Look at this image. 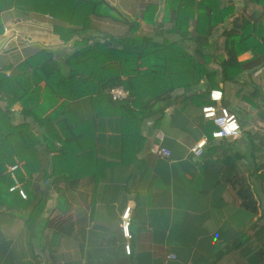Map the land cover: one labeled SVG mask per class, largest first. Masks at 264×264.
Returning a JSON list of instances; mask_svg holds the SVG:
<instances>
[{"label": "crops", "instance_id": "0c3cea01", "mask_svg": "<svg viewBox=\"0 0 264 264\" xmlns=\"http://www.w3.org/2000/svg\"><path fill=\"white\" fill-rule=\"evenodd\" d=\"M201 1H191L192 21L185 34L174 28L176 20L165 0H106L122 18L140 25L137 36L179 43L212 76L192 88L179 87L168 103L157 105L154 118L140 122L115 113L101 120L97 135L105 140L97 149L113 166L101 178L85 179L88 186L72 190L62 183L53 188L38 224L28 227L25 211L1 207L0 264H264V47L256 46L264 45V0H212L229 15L221 16L203 55L196 53L195 40L202 35L195 20ZM154 4L158 11L150 17ZM3 20L4 28L17 35L7 48L14 50L0 53L10 60L0 68L13 66L7 75L41 49L67 67L66 58L80 41H60L54 27L63 23L50 15L12 10ZM93 20L98 30L93 37L104 45L115 48L112 39L130 35L126 23ZM245 22L255 50L240 42ZM231 54H237L238 62L225 73ZM215 89L223 91V105L242 125L236 138L214 139L216 126L202 115ZM89 101L71 102L70 108L81 119L90 118ZM22 110L21 103L11 108L16 121L25 120ZM111 122H117L113 129ZM31 126L39 137L44 134L35 122ZM203 138L207 146L197 158L192 148ZM160 140L171 151L169 158L151 152ZM123 151L136 154L137 162L122 164L112 156ZM47 157L52 161L53 154ZM128 206L133 208L131 255L125 252L120 225Z\"/></svg>", "mask_w": 264, "mask_h": 264}, {"label": "trees", "instance_id": "16d2710c", "mask_svg": "<svg viewBox=\"0 0 264 264\" xmlns=\"http://www.w3.org/2000/svg\"><path fill=\"white\" fill-rule=\"evenodd\" d=\"M165 1L166 10L175 17L174 28L188 33L192 0ZM12 10L22 15H50L63 23L54 27L60 41L68 43L76 37L80 39L75 51L66 58L68 68L62 67L46 49L14 67L10 75L7 72L13 66L0 68V208L25 211L26 224L31 227L44 215L53 188L62 183L72 190L88 186L85 179L101 178L104 171L113 166L97 149L105 140L97 135L103 128L101 120L115 113L133 115L140 122L154 118L159 112L157 105L168 103L179 87L192 88L211 74L179 43L169 40L159 43L149 36H137L140 25L122 18L106 0H0V35L4 32L3 14ZM196 10V30L202 34L195 38L196 53L203 55L209 48L212 33L222 23L221 18L229 13L212 0H202ZM157 11L154 4L148 16L154 17ZM223 11L227 14L223 15ZM94 17L126 23L130 26V35L117 39L104 35L114 40L115 48L95 41L93 35L98 30ZM253 27L258 29V26ZM250 28L245 22L240 42L245 43L246 49L263 48L260 43L252 46ZM262 36L264 44V34ZM233 45L234 40L229 46ZM231 55L223 65L225 73L238 62L237 54ZM124 77L128 79L123 80ZM119 86L130 91L128 99L114 101L111 98L110 90ZM87 99L93 116L81 119L70 104ZM16 103L22 104L25 120L16 121L11 113ZM33 122L44 132L42 136L36 135L31 126ZM110 125L113 129L117 122ZM107 140L106 143L112 141ZM43 149L53 154L52 161ZM135 155L126 151L112 153L122 164L136 163ZM18 162L22 167L16 174L27 199L18 192H10L14 182L9 167Z\"/></svg>", "mask_w": 264, "mask_h": 264}, {"label": "built area", "instance_id": "2783aa9c", "mask_svg": "<svg viewBox=\"0 0 264 264\" xmlns=\"http://www.w3.org/2000/svg\"><path fill=\"white\" fill-rule=\"evenodd\" d=\"M13 29L10 27H5L3 32V45L4 50H7L9 44L14 39L16 40L17 35H13ZM109 95L114 101H124L130 97V91L123 86L115 87L110 90ZM224 93L221 89H215L210 92V103L202 108V115L207 121H212L216 130L212 133L214 139H226V138H236L242 133V125L237 117L228 107L223 105ZM235 125V127H233ZM160 139L162 137H159ZM159 142H155L151 145V152L164 158H169L171 156V151L164 147ZM208 139L203 138L200 142L192 148V152L197 158L204 155L205 148L207 146ZM22 167V163L18 162L13 166L9 167V173L13 179V186L10 188V192H18L23 199H27V193L24 190L22 183L20 182L17 171ZM132 206H128L123 211L121 217V229L126 240L124 244V249L127 255L132 253ZM169 258L175 259V255H169Z\"/></svg>", "mask_w": 264, "mask_h": 264}, {"label": "rangeland", "instance_id": "374dc122", "mask_svg": "<svg viewBox=\"0 0 264 264\" xmlns=\"http://www.w3.org/2000/svg\"><path fill=\"white\" fill-rule=\"evenodd\" d=\"M11 46H12V44H11ZM7 61H10L8 57H6V56L3 57L2 55L0 56V66H3L4 64H6Z\"/></svg>", "mask_w": 264, "mask_h": 264}, {"label": "water", "instance_id": "95a60500", "mask_svg": "<svg viewBox=\"0 0 264 264\" xmlns=\"http://www.w3.org/2000/svg\"><path fill=\"white\" fill-rule=\"evenodd\" d=\"M23 41V40H22ZM14 49H12V50H4V45H3V43L2 44H0V53L2 52V53H10L11 51H13Z\"/></svg>", "mask_w": 264, "mask_h": 264}, {"label": "clouds", "instance_id": "9594fccd", "mask_svg": "<svg viewBox=\"0 0 264 264\" xmlns=\"http://www.w3.org/2000/svg\"><path fill=\"white\" fill-rule=\"evenodd\" d=\"M233 127H235V125H233Z\"/></svg>", "mask_w": 264, "mask_h": 264}]
</instances>
